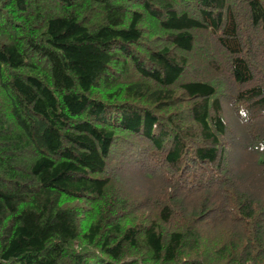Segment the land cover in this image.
<instances>
[{"label":"trees","instance_id":"16d2710c","mask_svg":"<svg viewBox=\"0 0 264 264\" xmlns=\"http://www.w3.org/2000/svg\"><path fill=\"white\" fill-rule=\"evenodd\" d=\"M0 264H264V0H0Z\"/></svg>","mask_w":264,"mask_h":264}]
</instances>
